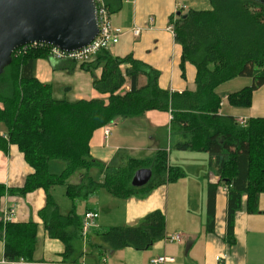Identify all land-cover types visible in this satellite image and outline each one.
<instances>
[{
	"label": "trees",
	"instance_id": "16d2710c",
	"mask_svg": "<svg viewBox=\"0 0 264 264\" xmlns=\"http://www.w3.org/2000/svg\"><path fill=\"white\" fill-rule=\"evenodd\" d=\"M103 1L110 15L121 9L122 0ZM208 2L209 9H188L185 13L179 9L169 18L174 39L182 48V74L184 62L195 67L194 90L163 89L158 85V70L131 53L117 56L108 49H100L91 60L78 63L90 73L101 69L99 77L93 76L92 87L107 94L105 99L68 101L53 97L51 84L35 77L36 60L49 57L50 46L44 44L14 51L11 63L0 73V128L5 133L0 135V150L5 152L10 144L15 145L32 169L21 187L0 184V205L7 194L25 195L36 189L47 192L53 186H64L73 209L61 214L47 192L39 212L47 234L64 244V261L75 252L74 241L82 236V219L75 213L76 200H86L100 188L115 197L127 198L184 176L178 166L168 163L166 150H157L151 158H128L105 171L101 182L96 181L90 175L97 162L89 155V140L96 129L117 118L139 117L149 110L170 112L171 128L185 137L175 144V149L207 153L208 168L227 187V239L232 240L234 217L243 195L247 212L257 211L258 195L264 192V118H249L245 125H240L233 116L219 114L221 96L215 89L235 77L249 78V85L226 95L230 105L247 107L252 92L264 83V3ZM140 76L145 78L143 85L138 84ZM127 79L129 89L123 90ZM51 161L64 163L58 174L49 170ZM139 168H150L151 178L146 185L133 187L130 181ZM75 176L77 182H71ZM216 187L208 184L205 188L207 231L214 226ZM164 231L165 216L154 210L137 225L113 226L95 235L98 246L109 250L127 246L147 250L164 238ZM37 232L38 224L34 221L1 220L3 257L10 261L22 258L30 264Z\"/></svg>",
	"mask_w": 264,
	"mask_h": 264
},
{
	"label": "crops",
	"instance_id": "0c3cea01",
	"mask_svg": "<svg viewBox=\"0 0 264 264\" xmlns=\"http://www.w3.org/2000/svg\"><path fill=\"white\" fill-rule=\"evenodd\" d=\"M209 8L208 0H122L121 9L110 15L112 24L119 27L121 33L117 43L108 50L117 56L131 53L135 59L158 70V85L163 89L176 92L194 90L195 67L184 62L182 74V48L169 29V18L179 9L185 13L188 9ZM134 28L140 30L137 36L132 33ZM71 65L66 60L40 58L35 62V77L40 82L51 84L52 94L56 99L76 101L107 97V94H100L92 87V78L99 77L100 68L90 73L78 63ZM144 83L145 78L140 76L138 84ZM128 89L127 79L123 90ZM215 91L217 92V88ZM227 94H219V114L231 115L236 120L245 121L249 118H264V83L252 92L251 102L247 107L230 105L226 99ZM103 128L96 129L89 140V155L97 162L90 169V175L96 181L101 182L105 171L123 164L128 158H151L157 150H166L168 163L178 166L184 176L175 182L165 183L148 192L127 198L115 197L100 188L86 200H76L75 212L77 206L82 207L79 214L82 220L87 211L96 212L97 217L86 235L80 237L81 243L74 241L75 252L66 261L61 255L64 244L47 234L39 217L47 192L61 214H68L73 209V203L66 196L64 186H53L47 192L36 189L25 195L3 196L0 221L4 209L13 207L15 216L12 221L31 220L38 224L37 242L30 264H148L158 256L174 259L166 264H264V192L258 195L257 211L253 213L247 212L246 195H243L241 207L234 217L232 240L227 239V187L219 183L218 177L208 168L207 153L175 149V144L183 141L185 137L177 129L171 128L170 112L149 110L139 117L117 118L110 126L107 136L104 135ZM0 135H5L2 127ZM31 172L32 169L15 145L10 144L5 152L0 150V184L7 188L21 187ZM77 180L78 176H75L70 181ZM208 184L217 185L214 226L211 231L206 230L205 188ZM181 203L183 208H179ZM171 207L182 211L181 214L178 212L177 220L173 219V223L168 218ZM154 210H160L166 217L165 231L164 238L155 241L149 249L136 250L127 246L109 250L98 246L100 242L96 232L113 226L137 225ZM173 234H180L181 240H165ZM183 247L184 252L180 249ZM3 251L4 242L0 237V259ZM216 256L224 257L218 262L215 260Z\"/></svg>",
	"mask_w": 264,
	"mask_h": 264
},
{
	"label": "water",
	"instance_id": "95a60500",
	"mask_svg": "<svg viewBox=\"0 0 264 264\" xmlns=\"http://www.w3.org/2000/svg\"><path fill=\"white\" fill-rule=\"evenodd\" d=\"M97 33L93 0H0V73L20 46L44 44L71 52L86 46ZM150 178V168H139L130 184L142 187Z\"/></svg>",
	"mask_w": 264,
	"mask_h": 264
},
{
	"label": "built area",
	"instance_id": "2783aa9c",
	"mask_svg": "<svg viewBox=\"0 0 264 264\" xmlns=\"http://www.w3.org/2000/svg\"><path fill=\"white\" fill-rule=\"evenodd\" d=\"M96 7L97 14V25H98V33L94 37V39L88 43L86 46L71 52L62 51L58 48L51 47L49 49L48 56L49 58L55 60H73L77 63L86 62L93 58V56L100 49H108L110 46L114 45L118 41V37L121 33V29L112 24L110 14L108 13L106 6L103 0H93ZM171 29V27H169ZM139 28H134L132 30L133 35L137 36L139 34ZM172 31V29H171ZM37 44H27L18 47L14 51L16 53L20 51H24L27 46H35ZM15 53V54H16ZM238 124L245 125V120H237ZM115 121L110 124L103 126L104 135L107 136L110 132V126L113 125ZM15 216V209L13 207L5 208L3 211L2 221L3 222H11ZM97 217V213L94 211H87L83 215L82 220V236H85L88 229L92 226L94 219ZM167 241H176L179 242L181 240L180 234H173L165 238ZM224 256H216L215 260L220 262ZM174 259L166 256H158L149 261L148 264H166L167 262H172ZM0 264H28L22 258L17 260H7L4 257L0 259Z\"/></svg>",
	"mask_w": 264,
	"mask_h": 264
},
{
	"label": "rangeland",
	"instance_id": "374dc122",
	"mask_svg": "<svg viewBox=\"0 0 264 264\" xmlns=\"http://www.w3.org/2000/svg\"><path fill=\"white\" fill-rule=\"evenodd\" d=\"M251 83V80L249 79V78H247V77H235V78H233V79H230V80H228V81H226V82H223V83H221L218 87H217V92L219 93V94H221V95H224V94H226V93H229L230 91H234V90H237V89H239V88H241L242 86H245V85H248V84H250ZM68 100V99H67ZM171 132H174L173 130H171ZM171 147H172V150H174L173 149V144L171 145ZM63 167H64V163L63 162H61V161H51V163H50V171H53V172H60L61 171V169H63ZM58 169V170H57ZM69 204V206L71 205L70 203H67V205ZM172 204V203H171ZM65 207H66V205H65ZM196 207V206H195ZM179 208H183V205H182V203L181 204H179ZM81 211H82V207L81 206H77V209H76V214L77 215H79L80 213H81ZM170 212H171V214H169V216H168V218L170 219V222L171 223H173L174 222V220L173 219H175V221L177 220V214H178V212H179V214H181L182 213V211L181 210H179V209H172V207H171V210H170ZM172 216H174L173 218H172ZM166 218V217H165ZM82 237V236H81ZM81 239H80V237L79 238H77L76 239V241H79L78 243H81V241H80ZM75 243V242H74ZM75 245V244H74ZM173 248H175V245H174V247ZM180 249H182V251L184 252L185 251V249H184V247L183 248H180ZM178 250H179V247H178ZM174 251H175V249H174ZM182 256H183V254H182ZM181 256V257H182ZM184 257V256H183Z\"/></svg>",
	"mask_w": 264,
	"mask_h": 264
}]
</instances>
